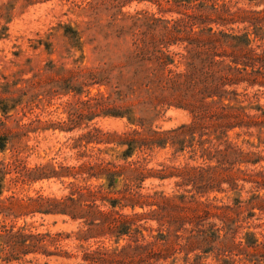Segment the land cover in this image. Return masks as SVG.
<instances>
[{
	"label": "rangeland",
	"instance_id": "obj_1",
	"mask_svg": "<svg viewBox=\"0 0 264 264\" xmlns=\"http://www.w3.org/2000/svg\"><path fill=\"white\" fill-rule=\"evenodd\" d=\"M211 1L220 14L217 18L212 16L215 22L209 26L213 30L247 35L250 48L258 53L264 51V0ZM182 13L174 4L160 5L156 0H0V165L9 170L0 181V233L4 228H13L26 235L46 236L37 252L9 262L1 258L0 264H88L83 259L85 252L125 243L121 239L115 244V236L106 227H92L88 216L72 220L26 207L28 199L38 196H69L73 186L88 188L94 198L85 205H91L94 199L97 209L93 211L104 213L130 215L129 202L112 208L106 200L127 197L130 192L163 194L177 205L191 201L189 207L201 215L206 208L195 202L228 207L227 211H211L219 219L231 218L227 224L238 227L235 244L248 245L247 256L241 255V247L234 250L235 264H240L238 260L242 258L245 264H264L263 86L242 81L225 87L235 93L231 96L235 100H225L223 104L229 103L233 108L231 123L236 125L220 142L233 146L232 156L226 160L191 158L189 149L175 152L170 146L133 151L127 159L121 157L127 146L120 145L115 136L146 129L169 131L188 125L192 122L189 107L173 102L159 107L157 115L147 118L141 128L125 117L105 116L100 111L91 116L84 105L96 96L106 97L112 92L114 79L98 83L88 75L107 71L116 77L125 57L135 50L140 33L150 35L149 27H140L144 21L177 20ZM168 51L183 53V46L173 45ZM127 106L133 108L132 118H138L141 107L137 102H128ZM97 159L120 166L135 163L144 177L139 188H135L137 183L131 190L125 188L122 176L115 177L113 186L108 187L105 176L95 178L80 172ZM185 165L213 169L192 173L196 183L193 185L170 170ZM23 168L41 169L43 176L15 182L16 173ZM181 195L184 200L179 199ZM84 211L93 212L88 208ZM134 211L141 213L147 208L136 207ZM182 217L192 218L189 212ZM219 219L208 221L225 227ZM146 226L156 228L157 223L149 220ZM200 252L196 248L189 253V262L222 264L212 254ZM198 256L202 259L197 260ZM184 258L185 253L178 252L164 264H184Z\"/></svg>",
	"mask_w": 264,
	"mask_h": 264
},
{
	"label": "trees",
	"instance_id": "obj_2",
	"mask_svg": "<svg viewBox=\"0 0 264 264\" xmlns=\"http://www.w3.org/2000/svg\"><path fill=\"white\" fill-rule=\"evenodd\" d=\"M156 2L166 6L174 4L183 11L182 18H151L144 21L140 27H149L151 33L149 36L146 32L140 33L135 50L125 57L116 77L112 78L107 71L88 75V78L97 80L98 83H110L114 79L112 92L106 97L96 96L84 105L91 116L100 111V114L105 116L125 117L141 128L146 125L147 118L157 115L159 107L172 102L177 106L189 107L192 122L188 125H181L169 131L146 129L143 132L132 131L115 136L121 141L120 145L127 146L121 157L127 159L132 156L133 151L145 152L153 147L164 149L170 146L175 152L189 149L191 158L198 156L208 161L213 158L226 160L232 156L230 152L233 146L220 142L226 132L236 125L231 123L233 117L230 111H233V108L229 104L235 100L231 98L235 93L226 91L225 87L237 85L242 81L250 82V86L258 84L264 87V51L258 53L250 48L247 35L238 36L213 30L209 26L215 22L212 16L217 18L220 14L211 0ZM195 27L198 28L197 32L194 31ZM73 33L77 35L76 32ZM179 44L183 46V53L168 51L170 46ZM259 79L263 82H259ZM225 100L229 103L223 104ZM131 101L137 102V106L141 107L136 119L132 118L133 108L127 106ZM2 147L0 143V149ZM5 167L0 165V181L9 173ZM212 169L209 166L203 168L188 165L170 168L183 182L193 185L196 183L191 177L192 173L201 174ZM42 171L23 168L21 172L16 173L14 181L33 180L43 176ZM82 171L89 177L105 176L108 187L113 186L115 177L122 176L128 190H131L135 183V188L138 189L144 178L143 171L135 167V163L120 166L97 159L96 162L83 166L80 172ZM54 175L57 176V173ZM209 185L211 186L212 182ZM92 198L94 194L88 188L73 186L69 196L59 199L38 196L28 199L26 207L30 206L34 212L40 214L65 215L72 220L88 216L92 227L102 230L106 227V230L115 236V244L121 239L125 241L119 247L97 248L85 252L83 259L88 264H164L170 256L178 252L185 253L184 264H199L190 263L187 259V255L196 248L200 249L201 254H212L218 263L235 264L232 254L237 247H241V243L234 242L238 227L233 228L231 223L227 224L231 218L219 219L211 211H227L228 207L195 202L206 208L201 215L189 207L191 201L177 205L163 194L142 195L130 192L127 197L122 195L120 199H106L112 208L122 202H129L131 214L122 215L115 211H93L97 209L94 199L91 200V205H85L89 202L88 199ZM179 199L184 200L185 196L181 195ZM136 207L141 210L147 208V211L137 213L134 211ZM84 208L93 212L84 211ZM185 212H189L192 218L182 217ZM211 219H219L226 225L219 228L208 221ZM149 220H155L157 227L146 226ZM45 237L26 235L21 231H13V228H4L0 233V259L9 262L19 256L37 252L41 249L40 243ZM247 247L245 243V246L240 248L241 255H246ZM199 258L202 259L201 256L196 257L197 260ZM238 263L245 264V259H239Z\"/></svg>",
	"mask_w": 264,
	"mask_h": 264
}]
</instances>
